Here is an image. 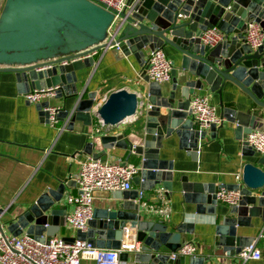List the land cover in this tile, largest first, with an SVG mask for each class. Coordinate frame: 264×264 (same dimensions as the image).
I'll return each instance as SVG.
<instances>
[{
  "label": "water",
  "instance_id": "obj_1",
  "mask_svg": "<svg viewBox=\"0 0 264 264\" xmlns=\"http://www.w3.org/2000/svg\"><path fill=\"white\" fill-rule=\"evenodd\" d=\"M128 6L119 14L114 37L108 38L116 12L92 0H4L0 12V72L15 74L21 94L59 87L57 97L64 98L66 105L74 100L71 109L60 114L61 120H68L70 130L77 122L92 127L97 120L102 126L103 149L94 152L89 144L88 154L100 159L108 151H126L127 162L132 156L139 159L140 176L133 183L143 190L163 183L171 192L174 169L171 162L160 158L163 142L176 136L196 158L199 141L206 137L190 111L196 91L207 86L222 95L233 85L264 109V44L253 50L245 38L252 22L264 32V0H128ZM212 29L225 35L215 48L201 40ZM115 44L117 51L133 54L138 62H145L146 50L153 52L169 45L181 54L184 75L178 79L173 71L174 85L167 96L160 84L152 82L146 94L124 89L110 94L102 105L97 95L89 93L84 99L77 87L76 72L94 66L95 60L79 58ZM146 81L150 82L147 76ZM49 106L50 102L37 105L46 120ZM224 115L244 133V155L254 160L244 166L241 184L225 187L240 189L242 199L239 206L230 207L224 223L217 228L221 237L217 246L228 255H238L252 244V239L238 236V228L249 226L256 215L261 214L264 221V155H257L245 141L264 114L225 109ZM63 189L62 185L57 192L47 191L21 213L0 209L3 232L16 237L26 234L40 242L57 236L68 210L59 207ZM182 189L187 201L197 205L198 214L204 212L205 204L209 205L207 211L214 212L218 203L215 187L183 182ZM138 195L139 191L116 193L112 206L95 210L87 232L78 231L76 239L99 249H120L124 232L130 229L137 232L142 248L138 253H122V262L128 263L132 255L135 264L208 263L207 257L198 255L173 259L172 255L187 242L183 235L192 234V227L173 228L163 221L147 220L136 203Z\"/></svg>",
  "mask_w": 264,
  "mask_h": 264
},
{
  "label": "crops",
  "instance_id": "obj_2",
  "mask_svg": "<svg viewBox=\"0 0 264 264\" xmlns=\"http://www.w3.org/2000/svg\"><path fill=\"white\" fill-rule=\"evenodd\" d=\"M3 4L4 0H0V12ZM162 50L174 62V71L180 79L184 75L181 69V54L169 45ZM150 54L151 51L146 50L145 62H138L133 54L126 56L116 49L98 51L94 56V66L76 72L77 87L84 93V99L89 93L97 95L100 105L110 94L124 89L146 94L152 83L146 81L145 75ZM173 85V78L161 85L164 95L167 96L172 91ZM24 95L19 92L15 74L0 72V209L7 213H21L42 194L49 190L57 192L63 185L59 207H67L68 214L73 207L67 205L66 197L69 194H78L72 178L79 172L81 163L92 156L87 153L89 144L93 145L94 152L103 149L100 142V136L103 135L102 126L97 120H94L92 127H84L82 123L77 122L74 129L70 130L68 120H60L59 127L65 126V130L53 128L38 110V104L28 103ZM203 96L208 97L209 103L217 108L221 117L225 116V109L246 115L256 112L264 114V109L258 107L247 94L233 85L225 88L222 95L211 92L206 86L203 91H196L192 99ZM73 101H67L66 105L64 98L57 97L50 101V105L70 110ZM139 125L140 123L135 124L138 131ZM257 128H264V116L260 117ZM204 131L206 137L199 141L196 158L192 156L189 148L181 146L180 139L176 136L163 142L164 148L160 152V158L171 162L174 169L172 191H167L172 205V216L166 221L147 216L146 219L163 221L173 228L180 225L192 227V234H185L183 237L186 238V243H194L198 247V256L209 259L206 264H244L237 254L228 255L222 246H217L221 238L217 235V228L224 223L230 207L217 203L212 213L207 211L209 205L205 204L204 212L198 214L197 205L187 201L182 184L185 182L193 186H213L217 193L227 186L240 184L237 175L242 176L244 166L254 160L244 155V133L237 131L235 124L225 121L214 130L209 128ZM127 156L128 152L115 149L108 151L101 159L127 162ZM128 163L140 167L136 156H132ZM133 185V190L129 192L143 190L141 185ZM155 189H164L163 183L152 190L143 191L147 192L149 198H153ZM116 193L118 192H98L94 203L95 210L110 208ZM65 217L57 236L72 241L77 238L78 232L65 225ZM238 236L252 239V243L255 242L262 252L261 260L246 264H264L263 216L256 215L250 219L249 226L238 228ZM82 264L94 263L83 261ZM127 264H135L132 255Z\"/></svg>",
  "mask_w": 264,
  "mask_h": 264
},
{
  "label": "built area",
  "instance_id": "obj_3",
  "mask_svg": "<svg viewBox=\"0 0 264 264\" xmlns=\"http://www.w3.org/2000/svg\"><path fill=\"white\" fill-rule=\"evenodd\" d=\"M96 4L113 10L114 22L108 30V38L115 35V25L120 19V13L129 8L128 0H92ZM246 41L253 50H257L264 44V32L255 22L249 24L246 33ZM202 43L211 48L225 40V35L217 29L207 31L202 37ZM119 50L118 44L109 45L105 50ZM97 52L79 58L86 59L94 57ZM77 59L73 60L76 61ZM68 62H64L63 65ZM175 69L171 61L162 49L151 52L145 75L151 82L160 85L172 80V73ZM59 87L35 89L24 95L25 100L37 105L50 102L57 98ZM48 113V124L56 129L65 130L59 127L60 114L64 109L60 106L50 105L45 109ZM190 111L195 119L199 130H207L212 126H218L226 120L219 116L217 108L209 103L208 97H195L190 103ZM249 147L258 155H264V128H256L248 134L245 140ZM140 174V167L119 161H104L93 156L88 157L81 163L79 172L73 176L78 194L67 195L66 203L73 207V210L65 217V225L75 231L83 233L88 230V223L93 219L95 211V199L98 192L114 193L129 192L133 190V180ZM237 180L242 181V176L237 175ZM241 184V183H240ZM218 203L229 207L239 206L242 194L240 189H220L216 193ZM136 203L140 211L147 217H154L163 221L169 220L172 216V205L169 193L164 189H155L153 198L147 196L146 191H139ZM48 227V226H46ZM126 232H128L126 234ZM127 239L122 242L120 249L106 250L95 247L92 243L80 239L66 241L62 237H51L40 242L29 235L19 237L5 234L0 225V264H82L83 261H92L94 264H127L121 261V254H129L141 251L142 244L137 239L135 230H125ZM125 241V242H124ZM198 247L194 243H186L177 253L172 255L175 259L178 256H196ZM238 258L244 264L250 261L262 259V252L256 243H252L238 254Z\"/></svg>",
  "mask_w": 264,
  "mask_h": 264
}]
</instances>
